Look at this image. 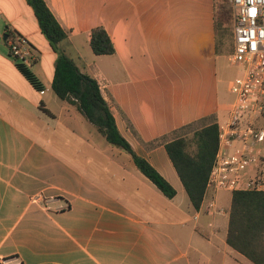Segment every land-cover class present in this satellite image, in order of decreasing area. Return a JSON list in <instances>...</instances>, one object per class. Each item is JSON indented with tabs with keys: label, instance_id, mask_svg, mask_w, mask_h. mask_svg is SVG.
Segmentation results:
<instances>
[{
	"label": "crops",
	"instance_id": "0c3cea01",
	"mask_svg": "<svg viewBox=\"0 0 264 264\" xmlns=\"http://www.w3.org/2000/svg\"><path fill=\"white\" fill-rule=\"evenodd\" d=\"M46 2L69 31L65 52L98 79L123 136L176 195L56 95L57 52L34 8L0 0V264H254L226 241L233 192L209 190L197 209L165 144L149 146L210 114L229 121L231 81L245 65L232 62L235 44L227 52L218 40V0ZM96 25L114 54L93 52ZM14 33L36 56L30 69L42 90L10 54ZM247 123L264 126V113H246ZM223 148L245 150L240 140Z\"/></svg>",
	"mask_w": 264,
	"mask_h": 264
},
{
	"label": "trees",
	"instance_id": "16d2710c",
	"mask_svg": "<svg viewBox=\"0 0 264 264\" xmlns=\"http://www.w3.org/2000/svg\"><path fill=\"white\" fill-rule=\"evenodd\" d=\"M27 1L34 8L42 33L57 52L52 83L56 95L91 121L110 145L129 154L149 180L166 196L173 198L176 195V189L146 157L138 154L119 130L115 115L109 101L103 95L98 79L83 73L74 58L65 52L64 43L70 38L69 31L62 26L46 0ZM229 11L228 9V13ZM225 20L223 12L220 14L218 12L216 31H218L219 41L224 40L220 29ZM90 33V43L94 53L109 55L117 51L104 26L96 25ZM14 58L24 76L35 88L42 90L44 85L30 69L32 66H27L18 58ZM219 130L220 124L216 116L210 114L174 129L149 143L150 147L160 143L165 144L168 155L197 209L204 202L207 180L220 148ZM226 241L232 248L246 255L252 263L264 264V192L233 191Z\"/></svg>",
	"mask_w": 264,
	"mask_h": 264
},
{
	"label": "built area",
	"instance_id": "2783aa9c",
	"mask_svg": "<svg viewBox=\"0 0 264 264\" xmlns=\"http://www.w3.org/2000/svg\"><path fill=\"white\" fill-rule=\"evenodd\" d=\"M235 51L232 62L244 64L241 76L231 81L235 100L227 123L220 125V148L206 184V193L213 191L264 192V126L247 123L244 115L264 113V0H233ZM11 54L32 66L36 56L26 39L14 33L8 38ZM240 140L243 152L229 153L223 146ZM215 199L208 201L207 210H214Z\"/></svg>",
	"mask_w": 264,
	"mask_h": 264
},
{
	"label": "rangeland",
	"instance_id": "374dc122",
	"mask_svg": "<svg viewBox=\"0 0 264 264\" xmlns=\"http://www.w3.org/2000/svg\"><path fill=\"white\" fill-rule=\"evenodd\" d=\"M232 3H233L232 0H218L217 3V11L219 12V14L223 12V15L226 18L220 30L223 34L222 36H224V41H225L224 46L227 52L232 51L234 49L233 32H232V28L234 24V12L232 8ZM228 9L230 10L229 13H228Z\"/></svg>",
	"mask_w": 264,
	"mask_h": 264
}]
</instances>
